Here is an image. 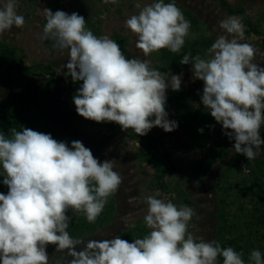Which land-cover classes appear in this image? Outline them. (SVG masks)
I'll list each match as a JSON object with an SVG mask.
<instances>
[{"label": "clouds", "instance_id": "9594fccd", "mask_svg": "<svg viewBox=\"0 0 264 264\" xmlns=\"http://www.w3.org/2000/svg\"><path fill=\"white\" fill-rule=\"evenodd\" d=\"M136 7L138 14L127 18L125 27L137 37L136 47L145 57L162 49L179 53L190 35L195 38L175 0ZM16 8V0L0 2V35L24 26ZM40 11L46 22L39 39L67 52L66 75L83 82L73 96L78 115L116 123L138 136L153 127L165 132L178 127L168 119L166 93L181 90L183 73L161 72L148 59L127 57L116 41L94 35L76 12ZM219 27L225 34L216 37L205 57L189 52L179 63L191 65L192 79L203 81L200 102L234 141L235 153L252 161L264 145V67L254 62L256 49L241 42V17L229 16ZM115 168V159L99 161L79 140L69 146L30 128L0 132V176L8 188L7 194L0 193V264H49L50 244L63 253L55 264H220V258L222 264H245L243 254L232 247L222 248L189 231L193 208L151 195L143 218L150 231L143 238H74L68 213H83L94 223L122 183ZM248 264H264L259 250L251 251Z\"/></svg>", "mask_w": 264, "mask_h": 264}, {"label": "rangeland", "instance_id": "374dc122", "mask_svg": "<svg viewBox=\"0 0 264 264\" xmlns=\"http://www.w3.org/2000/svg\"><path fill=\"white\" fill-rule=\"evenodd\" d=\"M225 1L231 8H243L245 16L252 22H255L264 10V0ZM154 2L156 0H118L116 4H105L103 0H61L58 10L71 14L83 7L84 14H88L89 18L88 28L96 30V36L107 35L112 39L115 34L123 35L128 41L126 50L129 57L148 59L153 66L154 53L148 57L144 56L142 50L136 47L137 37L125 27V21L131 15L138 14L140 9L136 7L137 4L143 7ZM175 2L193 12L201 23L197 33H204L212 42L217 36L225 34L220 29L219 22L229 16H236L228 13L217 0ZM16 4V11L25 18V24L22 28L13 27L10 31H5L0 35V44L8 45L14 50L16 57L21 58V66L18 68L14 64L8 65L0 61V97L39 109L43 117L68 143L71 144L73 140L81 141L101 162L115 159V170L122 176L118 191L112 195L115 210L110 222L78 239L85 242L88 239H111L128 230L132 231L137 226L143 227L148 233L150 229L146 227L143 218L147 212L146 198L150 195L170 200L177 206L183 204L193 208L196 215L189 222V231L205 241H216L220 210L217 199L219 186L227 189L228 206L225 210L231 213L230 219H241L242 214L238 211L240 205L248 213V198L239 191L241 182L247 180V167L242 161L236 171L232 170L230 176H226L227 179L223 178V171L234 158V141L223 134L222 126L200 102L203 81L192 79L191 68L170 71L171 74L183 73L182 86L180 91H172L169 88L166 95L169 98L174 92L184 93L183 107L206 114L210 140L205 147L197 148L179 125L172 132L153 127L148 133L157 140V156L164 154V162L171 167V170H166L162 180H159L157 167L140 157V144L134 138L133 134L136 133L133 130L123 131L116 123L111 127L108 122L97 123L77 114L73 103L77 90L59 81L60 76H66L67 52L61 53L53 47H45L39 39L44 20L40 9H50L51 0H16ZM241 42L249 43L256 49L254 62L264 67V37L249 34L245 27L244 40ZM33 66H41L42 71H30L29 68ZM46 67L49 70H46ZM49 80L52 81L51 85L48 84ZM176 108L175 103L167 108L169 120L176 121ZM261 138L264 139V128L261 129ZM218 144L225 146L227 153L218 159L208 172L196 176L194 165L206 155L209 148ZM261 148L262 154L258 158H264V145ZM0 193L7 194L1 190ZM68 215L72 217V222H76L78 217H84L83 213L73 215L71 211ZM134 239L137 237L128 241L133 242ZM46 251L50 256L49 264H55V261L63 256V253L56 252L55 245H48Z\"/></svg>", "mask_w": 264, "mask_h": 264}, {"label": "trees", "instance_id": "16d2710c", "mask_svg": "<svg viewBox=\"0 0 264 264\" xmlns=\"http://www.w3.org/2000/svg\"><path fill=\"white\" fill-rule=\"evenodd\" d=\"M217 1L228 13L235 14L242 18V23L247 28L249 34L264 37V10L259 18L255 22H252L245 16L243 8H231L225 0ZM60 2L61 0H51L50 9L53 12L57 11L60 7ZM168 2L171 1L167 0L166 3ZM177 6L182 10L185 18L191 22L190 33L194 34L195 38L193 39L192 35H190L186 39L185 45L179 53H173L168 49L154 52V65L152 67L161 72L191 68V65H182L179 63L183 58V55L190 52L193 56L199 54L202 57H205L207 49L213 43L210 38L204 35V33H197L200 30L201 23L193 12L179 4H177ZM82 8L83 7L76 9L75 12L85 18L86 27L88 28V14H84ZM45 22L44 19L43 26ZM91 31L94 35H97L96 30ZM112 39L120 45L123 53L129 57L126 50L128 42L127 38L121 34H115L112 36ZM43 45L52 48L51 41H43ZM0 61L7 63L8 65L14 64L18 68L21 66V58H17L14 50L4 44H0ZM29 69L34 73L42 71L41 66H33ZM45 69L49 70L48 67ZM59 81L75 90H78L83 83L82 81L74 83L67 75L60 76ZM51 83L52 81L49 80L48 84L51 85ZM184 99V93L174 92L171 97L167 98L166 110L170 104L175 103L177 108L175 109L174 115L178 125L187 134L195 147H205L207 141L210 140V128L208 119L205 117L206 114L187 110L182 104ZM108 124L113 127L115 123L108 122ZM11 128H15L18 131L23 128H30L38 132L51 134V136L58 141L67 142L61 133L43 117L42 112L39 109H34L29 105H21L10 98L0 97V132L9 135V130ZM199 129H203V132L198 131ZM133 136L140 144V157L145 162L157 167L158 179L162 180V176L166 173V170H171V167H168L164 162V154L157 156L159 148L156 138L149 133L144 136H138L137 134H133ZM68 144L71 146L70 143ZM226 153V147L219 144L209 148L206 155L200 158L194 165L196 176L208 172L212 165ZM242 161L247 167L248 175L247 180L244 179L241 182L242 186L239 191H241L243 196L248 198L250 210L246 213L244 207L240 205V210L238 211L242 214L241 219L238 221H235L232 218L230 219L229 216L231 213L225 210L228 206L226 198L227 189L223 188L224 186H219L217 188L219 191L217 192V199L218 204L220 205V210L218 212L219 227L217 228L215 237L216 241L219 242L222 248L230 246L237 252L242 253V259H244L245 264H248L252 250H259L262 254V259H264V158L257 157L252 161H248L244 155L235 153L234 158L230 161V165L223 171V178L225 179L227 175L229 177L232 170L236 171ZM2 181L3 176H0V190L7 193L8 188L2 183ZM224 182H226V180H224ZM114 210L113 198L111 196L109 197L103 212L94 223H89L85 216H82L81 218L78 217L76 222H71L68 231L74 238H80L86 234H91L98 227L110 222ZM146 234V229L137 226L132 231L128 230L122 233L120 237L125 240H131L136 237L143 238ZM220 264H222V258H220Z\"/></svg>", "mask_w": 264, "mask_h": 264}]
</instances>
